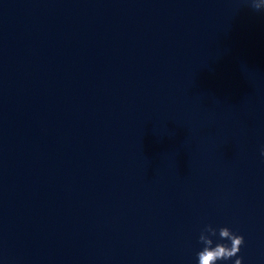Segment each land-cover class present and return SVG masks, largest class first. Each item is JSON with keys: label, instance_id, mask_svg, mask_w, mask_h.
<instances>
[{"label": "water", "instance_id": "water-1", "mask_svg": "<svg viewBox=\"0 0 264 264\" xmlns=\"http://www.w3.org/2000/svg\"><path fill=\"white\" fill-rule=\"evenodd\" d=\"M262 149L253 0H0V264H264Z\"/></svg>", "mask_w": 264, "mask_h": 264}, {"label": "clouds", "instance_id": "clouds-1", "mask_svg": "<svg viewBox=\"0 0 264 264\" xmlns=\"http://www.w3.org/2000/svg\"><path fill=\"white\" fill-rule=\"evenodd\" d=\"M253 7L256 10L264 9V0H253ZM261 155H264V149H262ZM216 235L217 230L211 225H208L201 233L199 240L205 247L197 254L198 264H218L219 261L230 260L240 253L242 246L245 244L243 235L234 233L228 227H223L219 229V236L222 240L230 241V245L219 243L213 246L214 241L210 236ZM235 264H243V258H237Z\"/></svg>", "mask_w": 264, "mask_h": 264}]
</instances>
